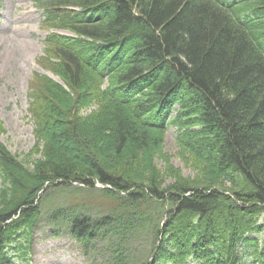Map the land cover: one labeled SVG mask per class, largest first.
Here are the masks:
<instances>
[{
    "label": "trees",
    "instance_id": "trees-1",
    "mask_svg": "<svg viewBox=\"0 0 264 264\" xmlns=\"http://www.w3.org/2000/svg\"><path fill=\"white\" fill-rule=\"evenodd\" d=\"M34 4L38 62L59 81H30L39 157L0 141V264H31L42 196L73 184L99 189L109 211L51 217L86 253L104 242L106 264H264V0ZM169 127L197 176L156 166ZM146 229L150 256L135 262L128 245Z\"/></svg>",
    "mask_w": 264,
    "mask_h": 264
},
{
    "label": "rangeland",
    "instance_id": "rangeland-1",
    "mask_svg": "<svg viewBox=\"0 0 264 264\" xmlns=\"http://www.w3.org/2000/svg\"><path fill=\"white\" fill-rule=\"evenodd\" d=\"M41 20L42 11L35 7L33 0H0V141L27 164L40 155L34 150L36 140L29 113V90L32 75L45 73L38 62L43 55L46 35ZM175 137L176 128L169 127L162 139H155L159 145L153 160L162 172L172 166L193 178L199 174L198 169ZM166 180L170 182L169 178ZM39 205L40 221L29 247L31 264H106L109 253L104 242L93 243L86 253L83 245L70 235L64 220L55 222L51 217L56 209L76 210L91 217L104 215L112 201L99 189L74 184L49 189ZM151 245L149 229L137 233L128 245L129 257L135 262L145 260L150 256ZM248 251V248L240 250L244 262L250 258ZM190 264L196 263L191 261Z\"/></svg>",
    "mask_w": 264,
    "mask_h": 264
}]
</instances>
